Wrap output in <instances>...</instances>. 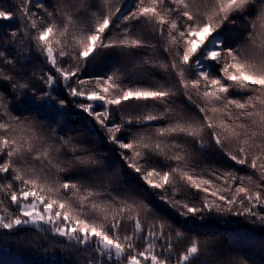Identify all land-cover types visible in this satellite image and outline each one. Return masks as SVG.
<instances>
[{"label":"snow or ice","instance_id":"6c2138e0","mask_svg":"<svg viewBox=\"0 0 264 264\" xmlns=\"http://www.w3.org/2000/svg\"><path fill=\"white\" fill-rule=\"evenodd\" d=\"M14 20L0 234L28 250L47 247L29 230L50 234L68 249L57 264H255L264 236L229 226L264 233V0H0ZM212 148L241 169L198 171ZM196 221L213 227L190 235Z\"/></svg>","mask_w":264,"mask_h":264},{"label":"trees","instance_id":"16d2710c","mask_svg":"<svg viewBox=\"0 0 264 264\" xmlns=\"http://www.w3.org/2000/svg\"><path fill=\"white\" fill-rule=\"evenodd\" d=\"M5 1L7 3H13V4L18 2V0H4V2ZM253 20H255V13L253 14L252 20H250L249 23ZM1 28H2V24L0 25V30ZM115 60H118V57H114L113 61ZM95 67H96L95 65L90 66L88 72L92 73L95 70ZM176 104L178 106L184 104V100L180 97H177ZM13 107L15 109V114L23 113L24 115H29V113L25 111L23 108L17 109L15 105H13ZM154 110H158V109H154ZM135 114L136 113L133 112V115ZM31 115L35 116V113H31ZM57 119L59 120L61 118L57 117ZM78 119L79 118L77 116L75 115L72 116V120L76 121ZM42 123L47 124L48 121L43 120ZM155 123H162V122H155ZM52 126L57 127L55 124H53ZM57 131H59L58 128ZM65 131L67 132V130ZM96 139L98 140L99 138L97 137ZM108 147L110 148L112 146L109 145ZM103 151L108 152V149L104 148ZM157 203L159 204V202ZM237 219L239 220V223L240 222L243 223V226H241L239 230H245L246 233L250 236H256V237L264 236V233H261L259 231H257L256 233L248 231V229L252 228L253 226L250 225L243 218H237ZM202 223L203 222L201 221H196L195 223L189 224L188 227L193 229L190 235H194V233H201V232L207 234V232L205 231L206 228L213 227L212 224H204V226L201 227ZM233 225L229 226L230 234L234 233ZM239 237H244V235L241 234L239 235ZM27 238L30 240L42 242L43 244L47 245V247H40L39 244H36L33 245V248L31 250H28L23 246L25 242L23 237H21L20 239H15L14 233L0 234V264H57V260L63 259L68 252V249L65 246L50 239V234L49 236H46L42 232H37L36 230H29L27 232ZM56 240L58 241L59 238H56ZM254 243H255L254 247H249V255L252 257L255 264H264V250L261 249L259 240H256Z\"/></svg>","mask_w":264,"mask_h":264},{"label":"rangeland","instance_id":"374dc122","mask_svg":"<svg viewBox=\"0 0 264 264\" xmlns=\"http://www.w3.org/2000/svg\"><path fill=\"white\" fill-rule=\"evenodd\" d=\"M5 3H7V2L5 1ZM252 17L249 18V21L252 20ZM255 18H256V16H255ZM16 23L17 22L15 20L12 21V22H10V24H9V22H4L2 24V28H1L0 31L3 32L4 29H6V28H8L10 26L14 27L16 25ZM118 59H119V57H118ZM154 71L156 73V77L155 78L157 80H161L166 75L165 73H163V72H161L159 70H154ZM180 98L183 99V97H180ZM179 106L180 107H184V108L188 109L189 111L192 110V106L189 105L186 101H184V104H181ZM109 155H111V153H109ZM194 155H195V158H196V160L198 161V163L200 165V168L198 169V171L200 169H206L209 166H211L213 168L220 169V170H226V169H229L232 166H234L238 171L241 169V166H239V165H233V162L228 161L226 158H224L221 154H219L216 151L215 148H212L210 150L205 149L203 152H198V153H195ZM246 173H250V170L247 169V168H244L243 171L240 172L241 175H244ZM157 202H159V201L157 200ZM161 207H163L162 204H161ZM189 224H192V223H189ZM233 226H234V229H233L234 230V233L233 234H230L231 236L237 237V236H239L241 234L244 235V236H250V235H248L246 233L245 230H239V228L241 226H243V223L242 222H240L238 224H235ZM197 234L198 233H194V235H197Z\"/></svg>","mask_w":264,"mask_h":264}]
</instances>
